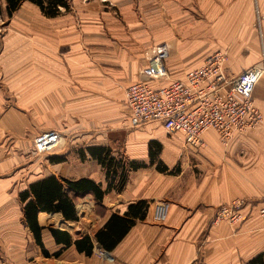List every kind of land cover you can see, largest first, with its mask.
<instances>
[{
	"label": "crops",
	"instance_id": "crops-1",
	"mask_svg": "<svg viewBox=\"0 0 264 264\" xmlns=\"http://www.w3.org/2000/svg\"><path fill=\"white\" fill-rule=\"evenodd\" d=\"M70 9L46 17L25 1L11 17L0 13V264H264V77L252 91L262 123L227 145L213 129L195 148L158 121L131 127L124 92L140 78L154 89L183 79L217 51L230 77L260 65L264 0H76ZM160 46L167 55L157 58ZM44 130L63 142L38 153L32 139ZM48 176L76 219L38 212L40 247L20 193ZM82 178L105 191L100 202L67 190L65 180ZM87 195L89 229L77 226ZM235 198L253 203L247 218L214 222L216 207ZM160 199L169 212L155 223ZM85 235L89 254L74 244Z\"/></svg>",
	"mask_w": 264,
	"mask_h": 264
},
{
	"label": "built area",
	"instance_id": "built-area-1",
	"mask_svg": "<svg viewBox=\"0 0 264 264\" xmlns=\"http://www.w3.org/2000/svg\"><path fill=\"white\" fill-rule=\"evenodd\" d=\"M154 56L167 55L162 46L156 47ZM227 57L224 52L213 53L199 67L190 70L180 80H170L166 85L152 88L148 79H138L125 88V101L130 110V126L137 127L158 121L164 131L173 135L184 134V142L191 147L203 144L202 134L215 130L221 142L227 145L237 133L259 126L263 114L253 102L252 91L255 84L264 77V54L261 64L251 66L242 72L228 76L224 72ZM148 77L157 73L147 68L143 71ZM56 130L42 132L34 137L38 152L53 148L60 140ZM253 205L245 198H235L216 207L214 222L228 220L230 223L244 221L246 208ZM169 202L156 200L152 219L155 223L166 220ZM264 220V205L258 208Z\"/></svg>",
	"mask_w": 264,
	"mask_h": 264
},
{
	"label": "trees",
	"instance_id": "trees-1",
	"mask_svg": "<svg viewBox=\"0 0 264 264\" xmlns=\"http://www.w3.org/2000/svg\"><path fill=\"white\" fill-rule=\"evenodd\" d=\"M30 2L38 7L40 12L47 17H55L60 13V8L68 9L69 3L67 0H0V13L11 17L12 14L20 7L23 2ZM3 3V7H2ZM123 179L119 181V188L123 185ZM67 184V190H72L81 193H90L93 195L96 202H100L104 192L99 185L92 180L82 178L78 181L65 180ZM62 185L54 178V176H48L44 179L35 181L29 185L27 189L20 193V200L24 202L23 215L24 222L30 228L33 233L35 242L38 246L42 247L41 241V227L37 223V214L40 211H58L62 210L64 215L76 219V216L70 215L67 209L72 210V204L69 198H62ZM28 201H25L28 197ZM50 232L57 240L70 243V236L68 233L50 228ZM80 243L86 247V253L89 254V247L91 241L88 235L81 237L74 241L76 246Z\"/></svg>",
	"mask_w": 264,
	"mask_h": 264
},
{
	"label": "rangeland",
	"instance_id": "rangeland-1",
	"mask_svg": "<svg viewBox=\"0 0 264 264\" xmlns=\"http://www.w3.org/2000/svg\"><path fill=\"white\" fill-rule=\"evenodd\" d=\"M68 1V3H69V7H68V9H65V8H63V10H65V12H64V14L65 13H68V12H70L71 11V9H70V4H72L73 2H75L74 0H67ZM43 15V14H42ZM59 16L60 15H62L61 14V12L58 14ZM57 15V16H58ZM45 16V15H44ZM57 16H55V17H57ZM47 17V16H46ZM24 29V30H23ZM25 31H26V29H25V27L24 28H22V31L21 32H19V33H23V34H25ZM125 92V91H124ZM45 131H49V130H44V131H41V132H37L35 135H34V137L36 136V135H38V134H40V133H42V132H45ZM57 131V130H56ZM58 132H59V130H58ZM60 133V132H59ZM64 134V133H63ZM61 135V134H60ZM34 137H33V139H32V144H33V147H34V149H35V146H34ZM59 142H63V137L61 136L60 137V140H59ZM35 151L36 152H38L36 149H35ZM46 151H48V150H46ZM46 151H44V152H46ZM38 153H43V152H38ZM24 160H26V159H24ZM4 174L6 173V171H4L3 172ZM87 198H85L84 199V201L83 202H81V203H79L78 202V207H79V218H80V220H79V224L77 225L78 227H81V225L82 224H84V227H86V229H89L90 228V226H91V219H90V217H91V215H92V210H91V208L90 207H88V204L89 203H91L90 201H91V196H89V195H87L86 196ZM92 200H93V198H92ZM84 222H87V223H89L90 225H88L87 223H84ZM76 228V230H79V229H77V227H75ZM85 230V229H84ZM40 264H82L81 262H76V261H72V262H64V261H62V260H57V261H54V260H52V261H48V260H37Z\"/></svg>",
	"mask_w": 264,
	"mask_h": 264
}]
</instances>
